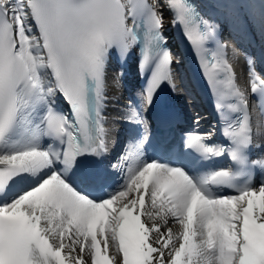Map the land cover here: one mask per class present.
<instances>
[{
  "label": "snow or ice",
  "instance_id": "1",
  "mask_svg": "<svg viewBox=\"0 0 264 264\" xmlns=\"http://www.w3.org/2000/svg\"><path fill=\"white\" fill-rule=\"evenodd\" d=\"M157 3L200 57L228 141L212 146L214 131H183V147L200 154L191 159L176 149V113L158 134L146 116L179 60L164 47L157 4L0 0V264H264V181L252 182L264 157L248 155L264 139V75L248 55L247 86L238 85L219 26L201 22L189 0ZM141 39L149 76L140 103L109 117V85L123 76L109 81L112 50L123 62ZM120 122L136 126L134 153L83 166L81 157L107 156ZM224 156L235 168L201 174V157Z\"/></svg>",
  "mask_w": 264,
  "mask_h": 264
},
{
  "label": "bare ground",
  "instance_id": "2",
  "mask_svg": "<svg viewBox=\"0 0 264 264\" xmlns=\"http://www.w3.org/2000/svg\"><path fill=\"white\" fill-rule=\"evenodd\" d=\"M199 3L202 7L204 12H211L212 18H210L209 24H216L219 26L218 32L216 33V41L219 44L225 45L226 48L224 50L223 56L227 59V61L232 65L233 71L235 73V80L238 85L247 86L248 82V73H249V64L247 62V56L251 55L255 59V71L264 75V35H261V28L264 25V15L261 13V9L264 8V0H255V3H237L234 0H199ZM227 8L229 12L227 11ZM211 9V10H210ZM172 12V10L170 9ZM226 13L230 14H224ZM216 14V15H215ZM242 17L244 19H242ZM227 18L229 26L233 25L234 30L230 27H227L226 30H222V24L220 20ZM220 19V20H219ZM246 19V23H245ZM232 31V32H231ZM229 32L236 34L240 33L241 35L250 38L251 44L243 49L241 47H236L234 45L233 39L229 36ZM236 32V33H235ZM241 37V36H240ZM254 43V44H252ZM252 45V46H251ZM112 57L110 58L111 61L116 62L119 68L121 69L120 72H123V76L121 77V81H123L124 90L127 91L124 94H127L126 99L127 102H122V106H117L119 103L120 97L123 96L122 89L119 87H112L111 84L109 85L108 89V96H109V105L108 109L106 110V115L109 117L117 115L122 108L127 106L130 102L132 104H139V99L132 96V92H130L131 84H129V80L131 77H135L137 74L135 73V65L132 66L133 58L135 57L130 51L126 58L121 62L119 56L113 52ZM109 60V61H110ZM112 64H109V81L111 82L114 74V69ZM172 89L175 87V91H173L172 98L175 101L176 111L178 113L184 114L186 113L185 103L183 102V97L180 95L179 91L176 90V83L174 80V84L171 85ZM195 111L193 110V119L190 121L192 123V127L199 129L200 133H204V135L208 134V131H205V128L208 127L206 121H203L202 117L200 120L199 125L194 122L196 112L200 109L199 104L195 105ZM200 112V111H199ZM199 114V113H198ZM203 118H206L203 116ZM111 120L108 121V125H111ZM119 129L118 132H113L109 137V147L110 151L107 153L106 157H99L98 159H105L106 161H115L119 154L122 152H127L129 155H132L135 151L134 146L128 143L124 148L123 142L127 137L131 139L130 132L131 129L135 128V125H129L124 122H120L116 125ZM207 130V129H206ZM260 139V138H257ZM264 139H260L259 146L253 145V157L255 160L259 159L260 157H264ZM97 159V160H98ZM263 177V179H261ZM264 181V173H260L257 175L256 179L253 182L254 186H259V183ZM119 175L116 176V184L113 186V189H109V191L114 190L115 186L120 183ZM148 204H146V207ZM150 207V204H149ZM171 220V218H169ZM171 227L175 232L179 227L178 224L172 223Z\"/></svg>",
  "mask_w": 264,
  "mask_h": 264
},
{
  "label": "rangeland",
  "instance_id": "3",
  "mask_svg": "<svg viewBox=\"0 0 264 264\" xmlns=\"http://www.w3.org/2000/svg\"><path fill=\"white\" fill-rule=\"evenodd\" d=\"M151 3H153V4H157V11H159L160 13H161V15H164V17H163V20H165L167 23H169V21L171 20L170 19V14L167 12V10H166V7H163V6H161L160 4H158L157 3V0H151ZM174 52H175V55L176 56H178L179 57V60L178 61H176V60H174V64H175V68H177V70H178V76H181V74H182V76L185 74L184 72H183V65H182V58H181V56H180V54L179 53H176L177 52V50L175 49L174 50ZM117 72H115V74H116ZM175 73H176V71H175ZM176 75V74H175ZM119 87L121 88L122 87V83H121V80H120V83H119ZM119 87H117V89H119ZM119 90H121V89H119ZM123 90V89H122ZM120 91V92H122V95L124 96L125 94L123 93V91ZM178 90H179V93H180V95L181 96H183V99H186V98H184V95H183V91H182V89L179 87L178 88ZM123 96H119L118 95V97H120V100H119V103H117V106H122V102L121 101H124V102H127V99H123ZM189 102H193L192 100H189ZM184 103H185V101H184ZM194 103H195V101H194ZM196 105V104H195ZM194 105V106H195ZM188 108L190 109V107L188 106ZM191 110V109H190ZM147 207H149V204H148V206ZM144 219H146V217L144 218Z\"/></svg>",
  "mask_w": 264,
  "mask_h": 264
}]
</instances>
